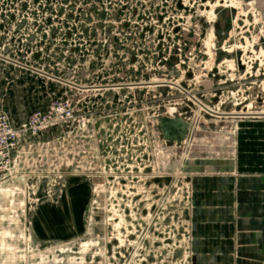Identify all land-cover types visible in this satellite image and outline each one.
<instances>
[{
	"label": "rangeland",
	"instance_id": "374dc122",
	"mask_svg": "<svg viewBox=\"0 0 264 264\" xmlns=\"http://www.w3.org/2000/svg\"><path fill=\"white\" fill-rule=\"evenodd\" d=\"M69 102L76 122L49 137L78 174L0 186V264H197L196 187L215 177L236 185L230 260L246 263L243 184L256 177L241 122H264L256 1L0 0V110L20 124ZM173 117L189 124L182 142L163 137Z\"/></svg>",
	"mask_w": 264,
	"mask_h": 264
},
{
	"label": "crops",
	"instance_id": "0c3cea01",
	"mask_svg": "<svg viewBox=\"0 0 264 264\" xmlns=\"http://www.w3.org/2000/svg\"><path fill=\"white\" fill-rule=\"evenodd\" d=\"M241 124L243 136H241L240 155L245 161L242 162V167L254 171L245 174L256 177L252 179V182L243 184V191L246 194L242 200V210L246 215L244 219L246 232L243 233L241 243L244 247L241 251L242 260L246 262L245 264H264V178L260 179L259 176L264 173L255 172L264 171V122L244 121ZM246 134L249 138L244 137ZM239 169L240 164L237 174ZM218 178L200 181L196 187L198 229L195 234L194 252L200 259L197 264H233L230 260L234 249L231 224L233 223V193L236 185L232 181ZM38 225H40L38 229L33 230L34 239L38 242L45 241L47 236L45 230H42L45 226H42L40 218Z\"/></svg>",
	"mask_w": 264,
	"mask_h": 264
},
{
	"label": "built area",
	"instance_id": "2783aa9c",
	"mask_svg": "<svg viewBox=\"0 0 264 264\" xmlns=\"http://www.w3.org/2000/svg\"><path fill=\"white\" fill-rule=\"evenodd\" d=\"M160 85L178 88L203 112L216 116L214 111L179 85ZM77 117V111L72 109L70 102L66 106L58 103L47 111H35L21 124H16L8 111L0 110V186L13 187L22 183V188L25 189L33 176L43 181L52 175L57 181L62 180L64 174L77 175L76 170L70 172L69 168L65 172L62 171L60 162L63 158L60 157L61 153L63 154V144L60 138L51 140L49 137L56 131L64 130L68 124L76 122ZM175 119L178 118L169 120ZM77 154L74 149L71 155L74 162L77 161ZM51 159H54V164L48 167Z\"/></svg>",
	"mask_w": 264,
	"mask_h": 264
},
{
	"label": "water",
	"instance_id": "95a60500",
	"mask_svg": "<svg viewBox=\"0 0 264 264\" xmlns=\"http://www.w3.org/2000/svg\"><path fill=\"white\" fill-rule=\"evenodd\" d=\"M257 3V9L264 10V0H254ZM225 27V23L223 24ZM252 79V78H251ZM163 137L167 142H182L187 138L189 124L186 120H163L160 122Z\"/></svg>",
	"mask_w": 264,
	"mask_h": 264
},
{
	"label": "bare ground",
	"instance_id": "6f19581e",
	"mask_svg": "<svg viewBox=\"0 0 264 264\" xmlns=\"http://www.w3.org/2000/svg\"><path fill=\"white\" fill-rule=\"evenodd\" d=\"M212 46V45H211ZM250 106V105H249ZM257 114V113H256ZM230 115V114H229ZM6 234V233H5Z\"/></svg>",
	"mask_w": 264,
	"mask_h": 264
}]
</instances>
